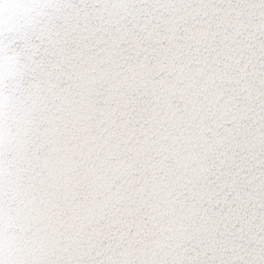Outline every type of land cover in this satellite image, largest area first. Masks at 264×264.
<instances>
[{
	"label": "snow or ice",
	"instance_id": "obj_1",
	"mask_svg": "<svg viewBox=\"0 0 264 264\" xmlns=\"http://www.w3.org/2000/svg\"><path fill=\"white\" fill-rule=\"evenodd\" d=\"M0 264H264V0H0Z\"/></svg>",
	"mask_w": 264,
	"mask_h": 264
}]
</instances>
